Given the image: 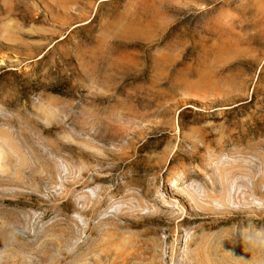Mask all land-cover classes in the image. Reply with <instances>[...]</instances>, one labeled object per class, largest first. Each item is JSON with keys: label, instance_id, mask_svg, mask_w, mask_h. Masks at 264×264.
Instances as JSON below:
<instances>
[{"label": "rangeland", "instance_id": "rangeland-1", "mask_svg": "<svg viewBox=\"0 0 264 264\" xmlns=\"http://www.w3.org/2000/svg\"><path fill=\"white\" fill-rule=\"evenodd\" d=\"M0 264H264V0H0Z\"/></svg>", "mask_w": 264, "mask_h": 264}]
</instances>
